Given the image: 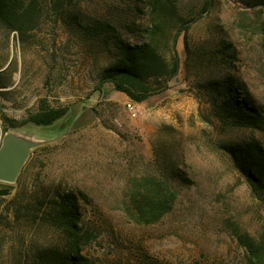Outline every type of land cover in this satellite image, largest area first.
Instances as JSON below:
<instances>
[{"label":"rangeland","instance_id":"374dc122","mask_svg":"<svg viewBox=\"0 0 264 264\" xmlns=\"http://www.w3.org/2000/svg\"><path fill=\"white\" fill-rule=\"evenodd\" d=\"M56 1L25 0L33 8L21 29L0 22V139L12 131L34 144L16 181H0V264L60 259L66 240L48 206L67 193L89 264H246L235 232L260 233L264 194L235 155L264 150V0H164L175 11L164 30H184L180 66L140 103L100 71L115 61V35L140 43L162 21L153 0ZM229 90L254 125L229 110ZM43 106L68 111L49 125L29 121ZM150 175L177 198L158 222L140 224L127 203Z\"/></svg>","mask_w":264,"mask_h":264},{"label":"trees","instance_id":"16d2710c","mask_svg":"<svg viewBox=\"0 0 264 264\" xmlns=\"http://www.w3.org/2000/svg\"><path fill=\"white\" fill-rule=\"evenodd\" d=\"M64 0H57L60 7ZM25 0H0V22L7 28L21 29L25 23L31 21L33 2L23 7ZM167 1L153 0L152 6L162 13V21L149 25L146 40L130 44L124 42L119 36H114V45L117 50L115 61L100 71L101 82H111L115 90L122 92L134 102L140 103L149 96L158 94L167 88L168 82L177 74L180 66L176 43L181 31L172 33L165 31L162 22L168 19L169 12L173 16V7L169 9ZM24 8V9H23ZM168 12V14H167ZM102 29V27H95ZM100 34L95 31L94 35ZM167 48L161 44L169 43ZM229 90L227 92L231 108L239 121L254 125L256 114H251V108L245 100ZM68 107L51 108L41 107V110L29 117V121L37 125H49L63 117ZM237 165L245 174L251 185L264 194V150L252 145L248 150L235 155ZM1 190L0 193H6ZM177 192L163 183L156 176H143L133 182L128 200L127 213L132 220L140 224L158 222L169 213L176 201ZM51 219L58 225L66 240L65 251L60 259L53 264H89V261L80 253L81 226L77 198L74 193L62 194L59 201L48 206ZM237 243L244 250L246 264H264V218L260 233L251 235L246 231L235 232ZM50 264V263H49Z\"/></svg>","mask_w":264,"mask_h":264},{"label":"water","instance_id":"95a60500","mask_svg":"<svg viewBox=\"0 0 264 264\" xmlns=\"http://www.w3.org/2000/svg\"><path fill=\"white\" fill-rule=\"evenodd\" d=\"M34 144L12 131L0 139V181L15 182Z\"/></svg>","mask_w":264,"mask_h":264},{"label":"built area","instance_id":"2783aa9c","mask_svg":"<svg viewBox=\"0 0 264 264\" xmlns=\"http://www.w3.org/2000/svg\"><path fill=\"white\" fill-rule=\"evenodd\" d=\"M126 107H127L128 112H129V115H130L131 117H135V116L137 115V112H136V110L134 109V106L132 105L131 102H128V103L126 104Z\"/></svg>","mask_w":264,"mask_h":264}]
</instances>
